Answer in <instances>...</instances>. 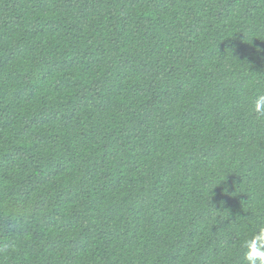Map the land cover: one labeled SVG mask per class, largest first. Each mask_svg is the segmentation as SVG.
Segmentation results:
<instances>
[{
  "label": "trees",
  "instance_id": "16d2710c",
  "mask_svg": "<svg viewBox=\"0 0 264 264\" xmlns=\"http://www.w3.org/2000/svg\"><path fill=\"white\" fill-rule=\"evenodd\" d=\"M260 94L264 0H0V264H246Z\"/></svg>",
  "mask_w": 264,
  "mask_h": 264
},
{
  "label": "clouds",
  "instance_id": "9594fccd",
  "mask_svg": "<svg viewBox=\"0 0 264 264\" xmlns=\"http://www.w3.org/2000/svg\"><path fill=\"white\" fill-rule=\"evenodd\" d=\"M257 117H264V94L257 95L250 110ZM246 249V264H264V224L260 225L251 238L243 243Z\"/></svg>",
  "mask_w": 264,
  "mask_h": 264
}]
</instances>
